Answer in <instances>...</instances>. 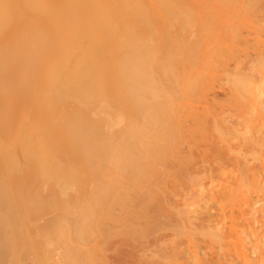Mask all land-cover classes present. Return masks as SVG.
Returning a JSON list of instances; mask_svg holds the SVG:
<instances>
[{
  "label": "bare ground",
  "instance_id": "bare-ground-1",
  "mask_svg": "<svg viewBox=\"0 0 264 264\" xmlns=\"http://www.w3.org/2000/svg\"><path fill=\"white\" fill-rule=\"evenodd\" d=\"M177 2L0 0V245H8L6 255L15 256L16 243L33 255L31 240L44 229L46 210L50 230L61 225L57 245L65 248L71 205L80 212L75 237L80 244L86 211L96 198L143 187L138 181L144 173L140 163L156 161L169 145L168 137H145L133 125L156 126L175 117L201 82L199 63L181 65L183 73L170 70L172 57L144 39L150 26L145 17H157L166 9L175 13ZM156 25L150 31L159 32L161 26ZM255 68L264 74V61ZM239 77L227 82L232 81L230 100L238 105L245 128H257L264 122V76L259 83ZM159 78L168 85H158ZM75 175L85 176L79 188L70 183ZM44 237L43 252L52 244L51 236ZM71 245L75 247L68 242V250Z\"/></svg>",
  "mask_w": 264,
  "mask_h": 264
},
{
  "label": "rangeland",
  "instance_id": "rangeland-1",
  "mask_svg": "<svg viewBox=\"0 0 264 264\" xmlns=\"http://www.w3.org/2000/svg\"><path fill=\"white\" fill-rule=\"evenodd\" d=\"M176 4L175 13L166 9L157 17H145L150 26L144 39L172 57L170 70L183 73L181 65L199 63L204 74L199 71V89L194 85L192 96L187 97V101L192 99L188 103L193 113L182 100L188 109L181 107L180 114L175 112L169 121L148 127L133 125L145 137H168L169 145L159 150L156 161L140 163L144 173L135 180L139 179L143 189L136 185L127 196L105 193L96 198L94 207L86 211L80 244L75 241L80 212L69 206L72 217L63 234L65 248L57 245L62 241L58 239L61 225L50 230L46 210L44 229L31 240L33 255L16 243L15 256H8V245L3 244L8 249L0 251V264H262L264 122L257 128H245L238 105L234 107L230 100L232 81L227 82L250 76L259 83L264 76L255 68L264 61V0H178ZM156 23L161 26L159 32L152 31ZM156 80L168 85L164 78ZM84 178L77 175L70 183L79 188ZM45 234L51 236L52 244L43 252ZM68 242L75 247L72 244L68 250Z\"/></svg>",
  "mask_w": 264,
  "mask_h": 264
}]
</instances>
